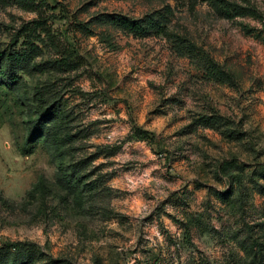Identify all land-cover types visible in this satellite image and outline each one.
Returning a JSON list of instances; mask_svg holds the SVG:
<instances>
[{"label": "rangeland", "instance_id": "rangeland-1", "mask_svg": "<svg viewBox=\"0 0 264 264\" xmlns=\"http://www.w3.org/2000/svg\"><path fill=\"white\" fill-rule=\"evenodd\" d=\"M233 1L258 17L225 18L205 0H45L52 36L37 65L0 86V258L264 264V43L240 24L264 35V0ZM155 12L163 29L143 37L100 18ZM36 17L0 0V51ZM209 60L229 80L213 79ZM49 99L59 112L47 119ZM36 120L44 134L29 140ZM73 163L69 193L57 165L71 175Z\"/></svg>", "mask_w": 264, "mask_h": 264}, {"label": "trees", "instance_id": "trees-1", "mask_svg": "<svg viewBox=\"0 0 264 264\" xmlns=\"http://www.w3.org/2000/svg\"><path fill=\"white\" fill-rule=\"evenodd\" d=\"M210 3L214 11L222 17L234 18L236 16H250L253 18L258 17L257 11L249 6H242L233 0H205ZM16 3L22 9L28 11L37 12V17L21 26L14 41L13 47H10L6 51H0V86L3 85L9 89H13L19 83L22 82L21 77L18 75V71L29 72L34 66L37 65L36 58L41 54V48L39 43L43 42V35L45 38L50 39V29L45 26L46 18L44 16L43 5L45 0H16ZM169 10V9H168ZM166 12L147 13L140 18H130L121 14L111 13L101 15L100 18L121 31L131 34L133 36L143 37L151 32H160L163 29V23L166 20ZM78 29L88 35L91 34L90 29L85 23H78ZM241 30L245 34H252L259 38L264 43V35L260 30L250 27L248 24L240 23ZM21 39L19 48L16 49V45ZM192 49L193 46L191 47ZM191 50V49H190ZM190 54L187 49L186 53ZM66 66L71 68V64L66 59L49 58L46 59L43 64L51 67ZM58 68V67H57ZM206 70L211 77L218 81L229 80L230 75L227 71L218 67L213 61H208L206 64ZM41 101L40 115L43 118H52L53 115L58 114V108L54 105L52 100H39ZM203 124L213 126V122H208L204 118L201 119ZM44 128L40 124L39 120L35 122L31 121L28 124V139L34 140L38 135L44 134ZM135 134L139 138H145L146 133L139 129H135ZM79 163H73L70 165L71 175L68 174L64 165H57V181L61 184V187L67 190L69 193L75 192L74 178L77 173ZM73 177V178H72ZM44 179H41L33 188L39 189L44 187ZM12 246L16 245L15 242L9 243ZM5 256L0 258V264H26V257L24 253H17L16 251L9 252ZM18 251V249H17Z\"/></svg>", "mask_w": 264, "mask_h": 264}]
</instances>
